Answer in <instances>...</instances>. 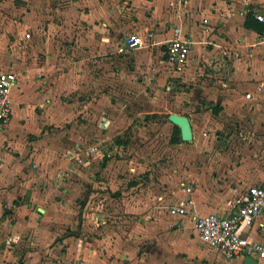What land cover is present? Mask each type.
<instances>
[{
	"label": "crops",
	"instance_id": "0c3cea01",
	"mask_svg": "<svg viewBox=\"0 0 264 264\" xmlns=\"http://www.w3.org/2000/svg\"><path fill=\"white\" fill-rule=\"evenodd\" d=\"M38 1L52 9L43 25L36 22L38 35L66 37L67 59L56 62L58 45L45 60L14 63L0 47V72L18 76L11 119L0 126V264H221L226 256L200 238L193 214L169 208L185 201L184 184L192 182L198 214L229 215L251 185L264 182V21L254 11L264 14L262 0ZM250 13L256 28L245 23ZM175 27L190 40L189 60L168 75L181 78L175 112L190 118L194 139L197 127L205 135L198 156L161 194L155 183L137 189V177L106 175L119 189L132 179V189L116 192L113 212L105 210L95 196L107 192L106 182L93 169L113 120L98 106L82 116L102 113L97 126L76 123L77 115L112 97L103 84L124 77L135 84L142 64L165 62ZM150 31L148 46L119 52L129 35ZM243 233L263 238L264 215ZM232 259L243 264L244 257Z\"/></svg>",
	"mask_w": 264,
	"mask_h": 264
},
{
	"label": "rangeland",
	"instance_id": "374dc122",
	"mask_svg": "<svg viewBox=\"0 0 264 264\" xmlns=\"http://www.w3.org/2000/svg\"><path fill=\"white\" fill-rule=\"evenodd\" d=\"M156 1L158 4H169L172 0ZM51 10L48 3L43 4L38 0H0V47L4 48L5 46L7 53L11 52L14 63H21L25 60L32 61L35 58L45 60L46 54L51 53V47L58 45V52L56 50V60L58 61L56 62L60 63L67 59V48L60 45L68 43L66 37L64 39L45 38L39 36L36 30V22L42 19L41 24L43 25V19L47 14H50L48 12ZM27 31L31 33L30 37L24 36ZM157 63L159 64H150V66L142 64L140 70L132 72L135 84L128 82L130 78L125 80L127 77H124L123 82L121 80L114 85L103 84L102 90H107V93L112 97H109L106 102L91 101V108L87 107V110L77 115L76 123L80 125L84 122L98 125L102 113L98 117L88 116L87 120L84 119L86 117H82L84 112L91 109L93 111L99 109L101 112L105 110L106 114H103L113 120L110 138L100 145L102 156L95 163L93 169V173L102 175L106 182L104 190L107 192L101 191L105 194L97 193L95 196L97 197L95 201L99 205H105L103 209L111 208L113 212L112 204L116 202L113 195L120 189L126 191L132 189L130 186L132 179L120 184L121 188L119 189L114 185L110 187L112 181L106 175L120 177L122 180L125 177H137L132 181L136 182L135 185L141 184L137 189H147L149 185L155 183L154 190L157 191V194H161L165 188L173 190L178 186L181 174L192 168L198 156L197 143L200 142L203 134L200 127H197V140L193 138L190 141L178 143L172 140L173 126L168 120V115L175 112L176 109L179 110V105L183 101L179 97L181 78L168 75L174 72V68L169 63L160 62L159 59ZM61 67L66 68L67 66L62 65ZM62 70L64 71V69ZM81 94L87 95L89 92ZM93 96L95 97V95ZM96 106H98L97 109ZM14 108L19 107L14 104L13 100ZM110 129L106 130L110 131ZM121 130L124 132L120 133ZM103 135L104 130H101L100 137ZM117 138L125 143L117 147ZM85 143L88 144L89 141L87 140ZM67 148H71V145L66 147V150ZM46 169L47 167L43 170L46 171ZM47 171L46 173L49 172ZM133 190L136 189L133 188ZM130 198L131 195L128 199ZM114 215L115 213H112L111 217L113 218ZM108 217L105 216V218ZM11 250L18 252L17 248H11ZM231 259L222 258L221 264H234Z\"/></svg>",
	"mask_w": 264,
	"mask_h": 264
},
{
	"label": "built area",
	"instance_id": "2783aa9c",
	"mask_svg": "<svg viewBox=\"0 0 264 264\" xmlns=\"http://www.w3.org/2000/svg\"><path fill=\"white\" fill-rule=\"evenodd\" d=\"M264 6V0L261 1ZM256 17L264 21V14L254 9ZM29 35V34H28ZM154 33L146 36L137 33L129 35L119 47V52L142 48L153 40ZM165 62L172 65L174 72L181 71L189 60L190 40L183 36L180 27H175L171 37L166 40ZM18 84V76L14 71L0 72V126L10 121L12 115L11 92ZM185 189L189 196L184 202L170 206L173 213L193 214L195 226L200 238L216 247L228 258H241L251 255L257 260L264 259V237L252 239L244 234L245 228L254 224L255 220L264 215V182L256 183L248 188L246 196L233 208L229 215L218 212L198 214L196 203L192 197L193 183L189 182Z\"/></svg>",
	"mask_w": 264,
	"mask_h": 264
},
{
	"label": "water",
	"instance_id": "95a60500",
	"mask_svg": "<svg viewBox=\"0 0 264 264\" xmlns=\"http://www.w3.org/2000/svg\"><path fill=\"white\" fill-rule=\"evenodd\" d=\"M168 120L180 128L183 141H190L194 138L192 124L187 115L171 112ZM243 264H258V260L251 255H246Z\"/></svg>",
	"mask_w": 264,
	"mask_h": 264
},
{
	"label": "trees",
	"instance_id": "16d2710c",
	"mask_svg": "<svg viewBox=\"0 0 264 264\" xmlns=\"http://www.w3.org/2000/svg\"><path fill=\"white\" fill-rule=\"evenodd\" d=\"M245 23H246L247 26H250V27H253V28L258 27L257 24L255 23V20H254V18H253L251 13L248 15L247 21ZM172 126H173V135H172L173 142H177V143L178 142H183L182 137H181L180 128L177 125H175V124H173Z\"/></svg>",
	"mask_w": 264,
	"mask_h": 264
}]
</instances>
